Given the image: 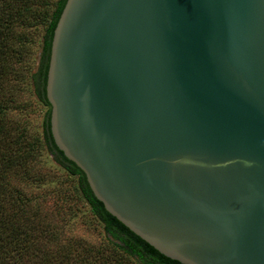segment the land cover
<instances>
[{"label": "water", "instance_id": "water-1", "mask_svg": "<svg viewBox=\"0 0 264 264\" xmlns=\"http://www.w3.org/2000/svg\"><path fill=\"white\" fill-rule=\"evenodd\" d=\"M45 91L128 233L178 264H264V0H66Z\"/></svg>", "mask_w": 264, "mask_h": 264}, {"label": "trees", "instance_id": "trees-1", "mask_svg": "<svg viewBox=\"0 0 264 264\" xmlns=\"http://www.w3.org/2000/svg\"><path fill=\"white\" fill-rule=\"evenodd\" d=\"M65 3L66 0H0V264H42L34 242L38 238L34 237H42L45 225L35 211L30 213L27 195V187L41 182L29 169L31 162L41 156V149L50 163L77 179L80 196L102 224L111 245L137 264H178L158 256L106 213L87 188L82 171L53 141L45 87L53 31ZM39 29H43L40 57L35 72H29L30 49L36 43L33 36L39 37ZM29 81L38 102L47 108L39 138L30 136L11 118L13 111L25 106L20 99ZM77 256L78 253L68 256L71 261L66 264H82Z\"/></svg>", "mask_w": 264, "mask_h": 264}, {"label": "rangeland", "instance_id": "rangeland-1", "mask_svg": "<svg viewBox=\"0 0 264 264\" xmlns=\"http://www.w3.org/2000/svg\"><path fill=\"white\" fill-rule=\"evenodd\" d=\"M42 30L39 29V37L33 36L36 43L30 49L33 52L28 60L29 72H35L38 65ZM20 101L25 106L13 111L11 118L14 117L17 123L24 126L30 136L41 137L47 108L35 97L31 81ZM40 154L36 161L31 162L29 169L41 182L27 187V195L30 213L35 211L36 217L39 216L45 225L42 237L39 234L34 237L38 240L32 237L39 249L36 254L41 256L42 264H66L71 261L69 257L73 253H78L77 257L82 259V264L85 261H89V264H137L109 243L102 224L96 220L88 204L80 196L77 179L69 177L66 172L50 163L43 149Z\"/></svg>", "mask_w": 264, "mask_h": 264}]
</instances>
